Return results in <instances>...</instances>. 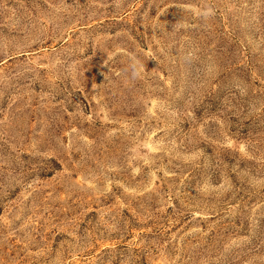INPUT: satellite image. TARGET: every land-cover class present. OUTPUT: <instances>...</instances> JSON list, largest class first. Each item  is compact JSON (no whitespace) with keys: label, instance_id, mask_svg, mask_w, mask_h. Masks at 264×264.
<instances>
[{"label":"rangeland","instance_id":"rangeland-1","mask_svg":"<svg viewBox=\"0 0 264 264\" xmlns=\"http://www.w3.org/2000/svg\"><path fill=\"white\" fill-rule=\"evenodd\" d=\"M0 264H264V0H0Z\"/></svg>","mask_w":264,"mask_h":264},{"label":"clouds","instance_id":"clouds-1","mask_svg":"<svg viewBox=\"0 0 264 264\" xmlns=\"http://www.w3.org/2000/svg\"><path fill=\"white\" fill-rule=\"evenodd\" d=\"M212 14H213V11H212L211 8L207 9L206 11H204V12L202 13V15H203L205 18L211 16ZM135 65H136V62H135V60H134V62H133V72H132V76H133V78H137V77H139V75H140V71H141L142 68H143V66L141 65V66H140V69H137Z\"/></svg>","mask_w":264,"mask_h":264}]
</instances>
